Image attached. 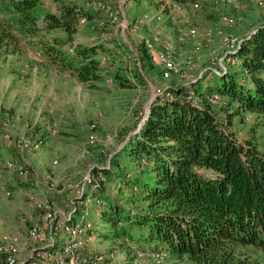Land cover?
I'll return each instance as SVG.
<instances>
[{"label": "trees", "instance_id": "16d2710c", "mask_svg": "<svg viewBox=\"0 0 264 264\" xmlns=\"http://www.w3.org/2000/svg\"><path fill=\"white\" fill-rule=\"evenodd\" d=\"M2 1L14 20L0 24V46L6 48L40 29L61 30L71 41L79 20L93 17L62 0L59 14H47L39 24L36 0ZM171 1L184 9L197 3ZM55 41L43 47L45 54L94 87L102 78L96 56L103 46L71 45L74 53L66 54ZM140 53L146 66L151 56L145 48ZM234 59L236 66L211 78L172 75L136 133H126L121 149L94 168L91 178L98 180L75 200L72 220L85 215L88 233L113 244L107 249L127 256L136 255L132 245L148 256L166 252L161 264H264V22L242 39ZM115 80L127 86L122 76ZM214 94L217 106L209 100ZM249 118V134H241L238 127ZM90 196L97 205L93 221L85 204Z\"/></svg>", "mask_w": 264, "mask_h": 264}, {"label": "rangeland", "instance_id": "374dc122", "mask_svg": "<svg viewBox=\"0 0 264 264\" xmlns=\"http://www.w3.org/2000/svg\"><path fill=\"white\" fill-rule=\"evenodd\" d=\"M36 1L35 16L38 19L52 14V9L58 11L57 8L65 2L55 5L56 0ZM72 1L86 9L90 3H105L110 7V11L118 13L117 24H120L121 20L132 24L145 15L161 16V22L153 21L144 25L139 35L149 36L156 29H161L162 41L174 42L176 63L184 76L182 81H191L202 76L213 77L211 70L218 62H222L225 69L236 66L233 64L235 54L224 58L227 48L221 37L216 34L211 40L207 39L208 30L236 36L242 43L244 37L249 33L253 34L255 28L264 22V6L259 5L256 0H239L235 6L226 1L196 0L200 5L198 10L193 8L195 2L185 6L189 20L198 30V38L202 43L201 50L195 52L194 45L187 36V41L183 43L177 40L180 33L185 36V24L182 11H174L171 0H70ZM148 9L150 10L146 11ZM185 9H182L183 12ZM94 11L96 16L88 18L85 23L82 24L79 20L76 32L78 36L91 34L94 44L104 48L96 56L102 78L93 83L94 87L89 88L80 82L74 83L60 78L59 75L44 77L45 71L32 66L31 61L24 57L21 44L17 43L15 46L8 43V48L5 44L0 46V264H6L3 243L4 238L8 236L19 238L22 247L16 256L19 262L27 260L33 250L46 245L29 239V230L33 226H40L42 232L49 236V227L43 214L36 209L30 198L33 197L37 202L50 203L66 217L73 216L72 203L76 198H80L77 193L83 190L84 194L87 184L98 180L91 178L94 168L102 167L108 157L121 149L125 142L124 135L136 133L148 114L150 104L164 89L172 85V81L160 77L156 52L135 44V34L127 29L122 31L117 24H112L107 13ZM224 16L233 17L235 25H224L221 22ZM1 22L14 24L13 14L7 2L2 0L0 24ZM16 33L20 34L18 30ZM23 35L20 36L21 39L26 38ZM142 48L151 56L146 66L140 61ZM159 48L157 47V50ZM62 51L69 53V47L63 44ZM103 57L107 58L104 65L100 63ZM188 58L192 59V66L187 65ZM18 61L26 65V69L20 67ZM32 69L33 73L39 76L44 74V78H41L46 79L49 84L39 85L40 78L35 83L33 81L27 84L26 79H29ZM225 71L220 69V74ZM10 73L16 74L17 81H21L20 77L23 78L20 83L23 88L20 87L16 91L17 83L14 77L8 78ZM118 75L126 80L127 86L117 84L115 79ZM24 87L27 88L28 94L21 96L20 91ZM220 102L218 101L216 106ZM248 122L241 123L238 127L241 134H249L248 126L252 123V118H249ZM91 125L95 126L94 133L98 137L93 144L89 140ZM15 126L18 127L17 133L14 131ZM35 130L37 133L43 132L40 139L44 142L37 151H19L5 140L6 134L16 138H31L28 132ZM52 130L56 131L54 135ZM262 141L264 145V137ZM6 160H12L18 166L25 167L29 176L20 178L14 171L7 170L3 165ZM8 191L11 192L10 196H6ZM85 204L88 208L87 218L95 220L93 209L97 205L93 197H88ZM82 216H76L74 222L80 223ZM62 222H65L63 217L58 218L55 224L61 226ZM53 237L58 244L55 252L58 254L67 241V235L59 228ZM89 243H93L95 251L92 247L91 250L88 248L91 246ZM112 245L108 240H101L100 236L96 235L93 236V241L85 243L79 252L81 253L83 248L89 249L91 253L104 251L100 253L105 256L104 264H123L124 261H127L124 264H134L137 255L127 256L115 248L110 250ZM108 247L110 249H106ZM52 250H55V247H52ZM120 256L125 259L122 260ZM138 264L156 263L151 256L146 255L139 259ZM165 264L190 263L174 260Z\"/></svg>", "mask_w": 264, "mask_h": 264}, {"label": "built area", "instance_id": "2783aa9c", "mask_svg": "<svg viewBox=\"0 0 264 264\" xmlns=\"http://www.w3.org/2000/svg\"><path fill=\"white\" fill-rule=\"evenodd\" d=\"M217 1H226L229 3H232V5L235 6L236 2H239V0H217ZM216 1V3H217ZM256 2L259 3V5L264 6V0H256ZM88 8L92 10H100L101 12L107 13L110 17L112 24H117L119 18L118 13H114L113 11H110V7L107 6L103 2H95L90 3L88 5ZM194 10H198L200 8V5L198 3L193 4ZM237 8V7H236ZM172 9L174 11L181 12L182 11V19H184L183 23L185 24V30L186 34L181 35V33L178 35V42L183 43L186 40V36L194 45L195 52H198L202 48V43L198 38V30L192 25V23L189 20V16L185 12H183L182 9H184L180 4L173 3ZM87 17L84 16L80 19V22L83 24L87 21ZM155 21L156 23H159L162 21L161 16L154 15L149 16L145 15L143 18L137 19L133 21L131 24L129 21L121 20L120 24H117L118 27H121L122 31L124 29H127L129 32L135 34L137 37L135 39V44L142 45L146 49H148L151 52H156L157 60L161 66L162 70V76L164 79L168 80L172 77V75H179L182 74L177 66L176 63V46L174 42H163L162 41V31L161 29H156L151 35H139L140 31L144 27V25H148L150 22ZM221 22L226 26H234L235 25V19L230 16H224L221 19ZM44 23V21H43ZM218 35L221 37V40L225 47L227 48L224 58L227 57L229 54H236L238 51V48L241 44V40L233 35H228L223 32H216L214 30H208L206 33V38L210 39L214 35ZM157 47H160L157 50ZM69 53H74V48L70 46ZM223 60V59H222ZM107 62V58L103 57L100 61L102 65H104ZM193 61L191 58H188L187 65L192 66ZM216 67L212 68L211 75H220V69L226 70L225 67L222 65V62L215 63ZM219 97L218 95L214 94L212 96H209V100L212 103H216L218 101ZM90 136L89 140L90 143L93 144L97 140V135L95 132V126L91 125L90 128ZM56 133L55 130H52V135ZM6 142L15 148H17L19 151L22 152H30V151H37L41 148V146L44 144L42 139L37 138H27V137H14L11 134L5 135ZM4 167L7 170L14 171L18 177L20 178H27L29 176L28 170L23 166H18L16 162L12 160H6L4 162ZM80 198L83 195L82 192L79 191L77 193ZM11 192H6V196H10ZM79 197L76 199H80ZM31 201L35 203V207L37 210H39L43 214L44 221L47 223L49 227V236H46L42 232V229L40 226H33L29 230V239L32 242L36 243H44L45 246L41 248H37L32 251L29 258L23 262H19L17 259V254L21 250V245L19 238L17 236H8L4 238L3 243V252L6 256V264H102L104 262L105 256L104 254H86L83 255L79 252L80 248L85 245V243L91 241L93 239V235L89 234V230L91 229V224L88 222L85 223L83 221V218L85 215L82 216L81 222L77 223L72 220L73 216H64L62 212L57 211L53 208V206L50 203L47 202H37L33 197L30 198ZM73 210L75 211V201L72 203ZM64 218L65 222L61 223V226L58 224L56 225L55 222L58 218ZM61 229L64 231L67 235V241L64 243V246L61 248L58 254H56V250L58 248V244L55 243L54 240V233L58 229ZM57 244V245H56ZM52 247H55V250H52ZM132 250L136 251L134 264H138V261L141 257L146 256L144 252H141L140 250H136L135 246H131ZM167 257L166 252H155L151 254V258H153V261L156 264H161L163 260Z\"/></svg>", "mask_w": 264, "mask_h": 264}, {"label": "crops", "instance_id": "0c3cea01", "mask_svg": "<svg viewBox=\"0 0 264 264\" xmlns=\"http://www.w3.org/2000/svg\"><path fill=\"white\" fill-rule=\"evenodd\" d=\"M60 1H62V0H60ZM55 2H56L55 5H58L60 3L58 1H55ZM87 9L90 12H92L93 16H96V12L94 10H92L90 8H87ZM57 10H58V8H57ZM149 10L150 9H148L146 11H149ZM52 14H57L58 15L59 12L58 11H54V9H52ZM43 21H44V17H42L41 19L40 18L38 19L39 24H44ZM55 40H58V41L62 42L61 44H65L66 47L68 46L69 48H70L71 45H83V46H88L89 47L92 44H94V40L92 39V35L91 34L82 35V36H78V34H75L73 39L71 41H68L67 38H66V35L61 30L40 29L38 31V34H36L34 36L28 35V36H26V38H24V39L22 38V40L19 42V44L22 45L21 50L23 52L24 57L27 60L31 61L30 64L32 66L34 65V67H37V69H40L41 71H45V75L44 74H40V76H39L37 73H33L34 69H32V72L29 73L30 74L29 79H26L27 84H30V82H33V81L35 83V82L38 81L39 78H40V81H41L39 85H41V84H43V85L44 84L45 85L49 84V83H46V79L45 80L43 79L46 75H49L50 78L52 76L54 77V76H58L59 75L60 78H66L67 80H70V81H72L74 83H78L79 82L77 80V78L74 76L72 70L61 71L59 69V67L54 63V61H52L49 58V56L45 54V52L43 50V47L45 45H53V44H55L56 43ZM61 44H59L61 46L60 49H62V46H63ZM59 45H56V46L58 47ZM98 56H100V55H98ZM17 64L20 65V67L26 69V67H25L26 65L24 66L21 62L18 61ZM43 75H44V77H43ZM12 77H14L15 83H17L16 91L18 89H20V87L23 88V86L20 84V83H22L23 78L20 77L21 81H17L16 74L10 73L8 75V78L13 79ZM41 77H43V78H41ZM26 89L27 88L24 87V89L20 91V95L21 96L28 94ZM17 126H15V128H14V131L16 133L18 131V127ZM28 133H29V136L31 138H37V139H40L42 134H43V132L42 133H39V132L37 133V130L32 131V132H28ZM0 146H1V144H0ZM92 241H93V239L91 240V242ZM90 244L91 243H89V245ZM92 246H93V243L88 248H90V250H91ZM92 249L94 250L95 247L94 248L92 247ZM90 250L87 249V248H85V249L83 248L81 254H83V255L92 254L90 252ZM103 250H105V249L103 248ZM99 251H102V250H99ZM93 253H95V252H93ZM120 258L122 260L125 259L124 256H120ZM126 262L127 261H124L123 264L126 263Z\"/></svg>", "mask_w": 264, "mask_h": 264}, {"label": "water", "instance_id": "95a60500", "mask_svg": "<svg viewBox=\"0 0 264 264\" xmlns=\"http://www.w3.org/2000/svg\"><path fill=\"white\" fill-rule=\"evenodd\" d=\"M255 32H253V34H254Z\"/></svg>", "mask_w": 264, "mask_h": 264}]
</instances>
